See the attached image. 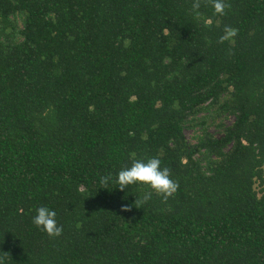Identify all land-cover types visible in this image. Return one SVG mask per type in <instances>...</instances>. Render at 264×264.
Masks as SVG:
<instances>
[{"label": "trees", "instance_id": "obj_1", "mask_svg": "<svg viewBox=\"0 0 264 264\" xmlns=\"http://www.w3.org/2000/svg\"><path fill=\"white\" fill-rule=\"evenodd\" d=\"M193 2L0 0L4 264H264V0ZM150 157L179 188L137 208Z\"/></svg>", "mask_w": 264, "mask_h": 264}, {"label": "clouds", "instance_id": "obj_2", "mask_svg": "<svg viewBox=\"0 0 264 264\" xmlns=\"http://www.w3.org/2000/svg\"><path fill=\"white\" fill-rule=\"evenodd\" d=\"M204 3L211 5L214 13L220 16L226 14V10L231 8V4L226 0H203ZM202 0H194L192 3V12L199 18L201 13ZM238 35V29L225 26L223 34L219 37L218 43L226 41L232 42ZM231 55L232 53L229 52ZM111 175L102 176L100 183L107 187ZM115 183L120 191H124L129 185L137 183L147 185L152 191L145 193L142 198H136L134 205L141 208L151 198L153 192L162 198V202L166 203L170 197H173L179 188V183L171 178V171L167 167H161V160L158 157H150L146 160L134 159L130 167L121 168L115 178ZM122 211H130L129 206H122ZM33 224L43 230L49 237H59L63 233V227L57 224L56 212L50 210L46 206L39 207L36 215L33 217ZM7 253H5V256ZM0 264H4V258L0 257Z\"/></svg>", "mask_w": 264, "mask_h": 264}, {"label": "rangeland", "instance_id": "obj_3", "mask_svg": "<svg viewBox=\"0 0 264 264\" xmlns=\"http://www.w3.org/2000/svg\"><path fill=\"white\" fill-rule=\"evenodd\" d=\"M234 120V117L232 116V117H229V118H227V120H226V123H231L232 121ZM211 130L212 131H215V129H214V127H212L211 128ZM186 134H187V137H188V139L190 140V141H192V142H195V133H194V131L192 130V129H187L186 130Z\"/></svg>", "mask_w": 264, "mask_h": 264}]
</instances>
